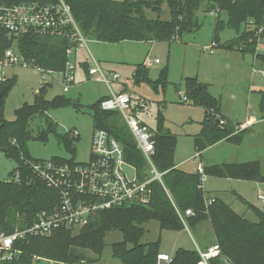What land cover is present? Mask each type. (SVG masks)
Returning a JSON list of instances; mask_svg holds the SVG:
<instances>
[{"label":"trees","instance_id":"1","mask_svg":"<svg viewBox=\"0 0 264 264\" xmlns=\"http://www.w3.org/2000/svg\"><path fill=\"white\" fill-rule=\"evenodd\" d=\"M7 5L53 4L56 0H0ZM71 14L81 34L88 40L106 43L120 41L137 42H175L189 32L199 28L196 13L202 4L206 11L216 12L212 43L214 48L237 50L244 55L254 56L264 62V56L256 53L258 38H264V0H66ZM167 4L169 19L161 20V6ZM149 11L155 18H149ZM226 13V20L220 13ZM251 29H245L247 25ZM244 26V29L240 27ZM262 31L259 32V29ZM232 29L236 35L220 44L219 33ZM14 44V40L0 30V60L4 51ZM17 49L26 62L53 72H63L68 57L66 50L76 48L67 38H58L27 32L17 42ZM146 65V64H145ZM144 63L138 64L133 74L136 84L147 83L153 90L167 86L166 68L162 69L154 81L148 78ZM85 73L86 63L81 64ZM16 78H0V151L14 161L15 168L9 179L0 181V231L11 233L16 229L28 227L38 213H52L60 204L58 190L49 187L32 172V165L41 160L33 159L27 150L32 137L30 122L41 120L35 139L46 140V134L55 131L56 124L48 116L51 109L81 107L63 95L47 100L43 96L45 85H41L31 104L23 103L14 110V120L4 119L5 100L15 85ZM187 103L204 110L200 132L193 138L196 152L226 139L240 144L245 132L233 135L235 125L220 112V102L207 89V85L195 77L184 79V94ZM259 111L264 118V92H259ZM102 97L88 106L92 112L95 129H102L113 136L123 148L124 161L136 170V176L143 181L147 174L146 161L137 150L135 141L117 111H102ZM182 102V101H181ZM185 103V102H182ZM153 132L154 154L151 162L158 173L162 174L161 183L148 184L149 199L143 204H126L104 210L94 216L78 233L61 229L50 237H32L20 241L17 250L20 254L4 264H42L46 261L60 264H81L80 258L71 255V248H81L100 254L104 248L107 233L119 231L122 241L111 245V254L120 264H157L160 252V239L155 242L141 243L145 234L143 225L150 221L158 224L160 231L182 232L207 226L212 232L213 244L218 245L222 255L230 264H264V210L249 205L256 216L251 222L236 213L227 203L214 198L208 203L202 189L198 173H186L175 167L174 152L176 136L164 127L160 111L156 114ZM219 121L224 124L220 125ZM70 133L56 134V138L67 152H74ZM78 139V137L76 138ZM55 164H74V159L53 157ZM205 176L234 180L264 182L260 164L225 163L211 165L203 169ZM18 173V181L10 180ZM241 199V198H240ZM190 210L192 215L185 216ZM178 214L183 217L185 225ZM199 256L196 250L178 248L168 262L163 264H196Z\"/></svg>","mask_w":264,"mask_h":264},{"label":"rangeland","instance_id":"2","mask_svg":"<svg viewBox=\"0 0 264 264\" xmlns=\"http://www.w3.org/2000/svg\"><path fill=\"white\" fill-rule=\"evenodd\" d=\"M147 15L149 18H155L149 11ZM216 15H218L216 12L214 15L207 12L205 4H202L196 13L198 30L186 33L179 41L171 43L163 41L145 43L128 40L106 43L85 38V45L75 48L74 55L67 56L68 60L63 73L70 74L73 81L68 84L65 92L61 75L55 74L51 77L37 73L32 67H7L3 70V77L15 76L16 82L5 100L4 119L14 120V110L23 103L31 104L41 85H45L43 96L47 100L56 95H63L80 104L79 108L69 106L48 111L47 114L56 124V128L54 132L46 134L45 141L35 139L41 120L32 119L29 128L32 137L27 143V150L33 159L41 161L61 157L63 159L73 158L75 162L85 163L89 159L91 137L94 131L92 112L88 106L102 97L111 96V91L117 93L119 87L126 86L128 91L122 88L119 92L131 95L130 104L133 108L136 107L135 103L147 104L145 111L135 116L149 127L154 128L157 110H161L164 125L176 136L174 160L177 163L182 161L189 166L197 162L192 135L199 127L203 110L200 107L180 102L177 96L181 97L184 91V79L195 77L199 82L206 84L208 91L219 100L220 112L228 118H226L228 121L233 124L257 121L250 131L245 133L240 144L223 143L210 147L203 154V161L220 164L222 161L231 160H236L237 163L258 160L264 169V120H261L262 113L258 107L259 92H264V78L258 73L264 71V62L254 56H252L253 61L249 62L246 55L240 51L219 47L213 48L214 52L209 54L207 48L212 43ZM219 16L221 20H226L225 12L220 13ZM160 19H169L166 3L161 6ZM240 28L244 29V26L241 25ZM251 28L250 24L245 29ZM235 35L234 30L224 29L218 35L220 44L232 39ZM256 53L264 56V38H258ZM72 59H76L79 64L74 65ZM155 59L159 61L158 64H154ZM80 63L90 65V67L87 65L88 69L98 66L107 79L112 80L114 76L116 79L109 85L97 82L88 77ZM141 63L148 67V78L152 81L156 80L159 72L166 68L167 86L164 89L153 90L147 83H134L133 74L136 66ZM68 65L73 67L70 72L67 69ZM247 131L248 129L244 132ZM65 133L78 137V139H73L70 136L74 152H67L56 138V134ZM14 168V161L0 151V181L8 180L9 173ZM123 171L128 178L133 177L132 169L123 167ZM203 187L206 192L210 193L206 197L216 193L217 197L230 204L237 213L251 222H256L255 214L244 202L237 199L236 195L249 204L264 209V205L257 199V196L264 194V182L229 181L220 177H206ZM143 228L145 234L141 243L155 242L160 239V252L167 255H172L174 250L180 247L195 250L197 246L204 250L205 247L214 245L212 232L207 229L206 225L196 229L186 228L176 233L160 231L158 224L150 221L145 223ZM121 241V233L112 231L107 233L104 239L105 245L100 254L75 247L71 248L70 253L80 258L81 264H120L111 254V245ZM42 264L60 263L46 261Z\"/></svg>","mask_w":264,"mask_h":264},{"label":"built area","instance_id":"3","mask_svg":"<svg viewBox=\"0 0 264 264\" xmlns=\"http://www.w3.org/2000/svg\"><path fill=\"white\" fill-rule=\"evenodd\" d=\"M211 14L214 15L215 12ZM0 30L14 40V44L4 51L0 60V78H4L3 70L7 67H32L37 73L51 77L55 74L61 75L64 81L63 91H67L68 84L73 81L70 74L45 71L33 65L32 62H26L16 45L17 40L27 32L67 38L77 43V47L85 45V37L79 31L66 0H56L55 3L48 5H7L0 2ZM261 31L262 28L259 29V32ZM213 48V44L207 48L209 54L214 52ZM74 49H67L66 55L71 56ZM154 63L159 61L154 60ZM67 69L70 72L73 67L68 65ZM258 74L264 78V71ZM87 75L106 85L116 79V76L112 80L107 79L98 66L89 68ZM180 99L182 102H187L184 95H181ZM130 103L128 94L112 93L100 103V109L117 111L120 114L135 141L137 150L148 163V177L141 181L136 175L131 179L126 176L123 167L130 165L128 166L124 161L121 144L102 129L93 131L87 162L58 165L48 160L34 163L31 169L33 174L49 187L58 190L60 204L52 213L36 214L34 221L28 227L16 229L11 233L0 231V264L9 262L20 254L17 244L22 240L32 237H50L61 229L75 234L101 211L126 204H143L148 201L150 195V190L147 189L148 184L152 181L161 183L162 174L158 173L151 163V157L154 154L153 132L130 113ZM219 124L223 125L224 122L219 121ZM252 125V121L236 124L233 135L244 132ZM133 169L135 170L134 167ZM198 173L203 178L201 167L198 168ZM12 179L18 181L17 172L10 178ZM258 199L264 205V194L259 195ZM211 202L212 200L209 201ZM191 215L190 210L185 211V216ZM178 216L185 225L183 217L180 214ZM195 250L199 256L196 264H230V261L222 255L218 245H210L204 250L196 246ZM170 258L171 255L159 254L157 264L168 262Z\"/></svg>","mask_w":264,"mask_h":264},{"label":"crops","instance_id":"4","mask_svg":"<svg viewBox=\"0 0 264 264\" xmlns=\"http://www.w3.org/2000/svg\"><path fill=\"white\" fill-rule=\"evenodd\" d=\"M75 51V50H74ZM74 51H73V54L72 55H74ZM71 55V56H72ZM251 56V55H250ZM251 59H252V56H251ZM155 60H157V59H155ZM252 61H253V59H252ZM251 61V62H252ZM72 62L74 63V65H78L79 64V62L77 63V60L76 59H72ZM83 64V63H82ZM87 64V63H86ZM154 64H158V63H154ZM80 65H81V63H80ZM88 65V64H87ZM145 65V64H144ZM88 67H90V65H88ZM145 67H146V69L148 68L146 65H145ZM148 70V69H147ZM102 71V70H101ZM151 80V79H150ZM50 84V83H49ZM124 89V90H126V91H128L127 90V87L126 86H122L121 88L119 87V89ZM39 89V88H38ZM119 89H118V92L117 93H113L112 91H111V94L113 93V94H118V93H124V92H119ZM38 91V90H37ZM37 91H36V93H37ZM125 94H128L129 95V93H125ZM184 94V91L181 93V95H183ZM131 96V95H130ZM107 97H110V96H107ZM178 98H179V100H180V102H181V99H180V96L178 95L177 96ZM140 101H144V100H141L140 99ZM144 103H145V101H144ZM137 104V105H136ZM188 105H191V104H189L188 103ZM130 106H131V109H130V113L133 115V116H135L137 113H142L143 111H145V109L147 108V104L145 103V105L144 104H141V105H139L138 103H135V105L134 106H136V107H138L137 109H136V107L135 108H133L132 107V105L130 104ZM192 106V105H191ZM136 109V110H135ZM133 110H135V112L133 111ZM203 110V109H202ZM158 111H160L161 112V110L159 109V110H157V112ZM138 120H140L142 123H144L151 131L152 130H154V128H155V126H154V128H151V127H149L143 120H141V119H139L137 116H135ZM203 117H204V110H203V116H202V120H203ZM225 117V116H224ZM225 118H227V117H225ZM228 119V118H227ZM202 120H201V122H202ZM261 120H264V118H263V115L261 116ZM155 122H156V120H155ZM200 122V123H201ZM253 122V121H252ZM255 122H257L256 120H255ZM255 122H253V124L255 123ZM243 123V122H242ZM234 124H240L239 122H237V123H234ZM164 127L166 128V129H168L169 131H170V129L168 128V127H166L165 125H164ZM252 127V126H251ZM250 127V128H251ZM250 128L248 129V131L247 132H245V133H248L249 131H250ZM200 129H201V126H200V124H199V127H198V129H197V131H196V133H194V135H192V138H194L199 132H200ZM171 132V131H170ZM245 135V134H244ZM244 138V137H243ZM243 138H242V140H243ZM223 143H230V142H228L226 139H224V140H221V141H218V142H216V143H214V144H212V145H210V146H208L206 149H204L202 152H196L195 151V149H194V152H195V154H196V157H197V162L196 163H194V164H190L189 166H187L186 164H184L182 161H180V162H175V160H174V164H175V167L177 168V169H179V170H181V171H184V172H186V173H198V168L199 167H201L202 168V170L205 168V167H208V166H211V165H220V164H225V163H228V164H231V163H237L236 162V160H231V161H222V162H220V164L219 163H216V162H204L203 161V154L204 153H206L207 151H208V149H210V147H213V146H215V145H217V144H223ZM241 143V142H240ZM194 147V146H193ZM146 161V160H145ZM255 161H257L259 164H260V168H261V173L264 175V169H263V167H262V164L260 163V161H258V160H253V161H247V162H255ZM247 162H241V163H247ZM152 163V162H151ZM153 165V164H152ZM128 166H129V164H128ZM146 166H147V174L149 175V166H148V163H147V161H146ZM154 166V165H153ZM187 167V168H186ZM126 168H132V170H134L133 169V167L132 166H129V167H126ZM155 168V167H154ZM188 168H190V169H188ZM157 171V170H156ZM199 174V173H198ZM203 174H204V171H203ZM134 175H136V173H135V170L133 171V177H134ZM132 177V178H133ZM201 177V176H200ZM208 178V177H211V176H203V178H201V183H202V189H203V191L205 192V197H206V195H209L210 193L209 192H206V190H204V187H203V182H204V180H205V178ZM225 179H227V178H225ZM227 180H229V181H242V180H234V179H227ZM245 182H247V181H245ZM254 183H257V182H254ZM236 197H237V199H239V200H241V202H244V204L247 206V207H249V205H251V204H249L247 201H245L243 198H241L239 195H236ZM258 197L259 196H257V199H258ZM207 198V200H208V203H209V201H213V199L214 198H219V197H217V195H216V193L213 195V196H208V197H206ZM241 198V199H240ZM220 199V198H219ZM222 200V199H221ZM223 201V200H222ZM258 201H259V199H258ZM260 202V201H259ZM261 203V202H260ZM262 204V203H261ZM235 212H236V210L230 205V204H228ZM252 207H254V208H257V209H259V210H264V209H260V208H258V207H256V206H253V205H251ZM250 208V207H249ZM237 213V212H236ZM239 214V213H238ZM239 215H241V214H239ZM241 216H243V215H241ZM244 217V216H243ZM196 247V246H195ZM206 248V247H205ZM162 254H164V253H162Z\"/></svg>","mask_w":264,"mask_h":264},{"label":"water","instance_id":"5","mask_svg":"<svg viewBox=\"0 0 264 264\" xmlns=\"http://www.w3.org/2000/svg\"><path fill=\"white\" fill-rule=\"evenodd\" d=\"M246 58L248 59V61H249V62H251V61H252V59H251V56H250V55H246Z\"/></svg>","mask_w":264,"mask_h":264}]
</instances>
